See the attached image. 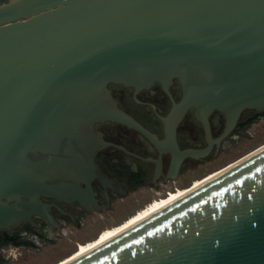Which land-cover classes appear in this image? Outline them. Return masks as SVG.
<instances>
[{"label": "water", "instance_id": "obj_1", "mask_svg": "<svg viewBox=\"0 0 264 264\" xmlns=\"http://www.w3.org/2000/svg\"><path fill=\"white\" fill-rule=\"evenodd\" d=\"M177 79L186 110H264V0L0 4V229L75 195L97 124L134 125L108 84ZM63 264H264V144Z\"/></svg>", "mask_w": 264, "mask_h": 264}, {"label": "flooded vegetation", "instance_id": "obj_2", "mask_svg": "<svg viewBox=\"0 0 264 264\" xmlns=\"http://www.w3.org/2000/svg\"><path fill=\"white\" fill-rule=\"evenodd\" d=\"M108 88L134 125L114 121L96 125L91 167L76 182V194L43 196V214H34L13 229H0V264L15 259L19 248L41 252L70 242L71 254L78 243L94 239L152 200L202 178L239 146L243 130L264 115V110L245 109L223 135L226 117L219 111L201 120L188 109L172 120V109L182 98L177 79L140 88L110 83ZM110 222L114 225L104 227Z\"/></svg>", "mask_w": 264, "mask_h": 264}, {"label": "rangeland", "instance_id": "obj_3", "mask_svg": "<svg viewBox=\"0 0 264 264\" xmlns=\"http://www.w3.org/2000/svg\"><path fill=\"white\" fill-rule=\"evenodd\" d=\"M237 140L239 142V146L237 148L230 149L221 163L217 164L216 167L211 168V170H208L205 174H203L204 176L219 167L223 168V166L240 159L264 144V115L250 123L246 129L243 130V137ZM111 225H114V223L110 222L104 227ZM62 246V248L58 249L49 248L47 246L45 249H42L41 252H37L32 249L24 250L19 248L16 251L17 256L15 259L11 260L9 264H53L68 255V253H70V251L74 248V245L70 242L64 243Z\"/></svg>", "mask_w": 264, "mask_h": 264}, {"label": "bare ground", "instance_id": "obj_4", "mask_svg": "<svg viewBox=\"0 0 264 264\" xmlns=\"http://www.w3.org/2000/svg\"><path fill=\"white\" fill-rule=\"evenodd\" d=\"M232 163L233 162H231L230 164H232ZM230 164H228L226 166H229ZM226 166H224L223 168H225ZM223 168H220L216 171H213V172L205 175L202 178L194 180L189 187L177 189L176 191L168 193L165 197L162 196L159 199L157 198V199L152 200L151 202L146 204L141 209L137 210L134 214L129 216L127 219H125L121 223L114 225V226H111V227H108V228H104L103 230H101L94 239L88 240L84 243H78L77 248L74 252L63 257L62 259L58 260L54 264H63L65 262L71 260L72 258L76 257L77 255H79V254L83 253L84 251L90 249L91 247L97 245L98 243H100L103 240L109 238L110 236L116 234L117 232H119L122 229L128 227L129 225L135 223L136 221L142 219L143 217L147 216L148 214L154 212L155 210L161 208L162 206L166 205L167 203H169V202L173 201L174 199L180 197L181 195L187 193L192 188L199 186L200 184L205 182L208 178H211L214 174H216L217 172H219Z\"/></svg>", "mask_w": 264, "mask_h": 264}]
</instances>
